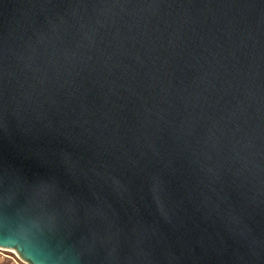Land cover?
<instances>
[{
    "label": "water",
    "instance_id": "water-1",
    "mask_svg": "<svg viewBox=\"0 0 264 264\" xmlns=\"http://www.w3.org/2000/svg\"><path fill=\"white\" fill-rule=\"evenodd\" d=\"M76 264H264V0H0V216Z\"/></svg>",
    "mask_w": 264,
    "mask_h": 264
},
{
    "label": "clouds",
    "instance_id": "clouds-1",
    "mask_svg": "<svg viewBox=\"0 0 264 264\" xmlns=\"http://www.w3.org/2000/svg\"><path fill=\"white\" fill-rule=\"evenodd\" d=\"M51 233V219L42 215L12 223L0 216V264H76L75 249L53 244Z\"/></svg>",
    "mask_w": 264,
    "mask_h": 264
}]
</instances>
